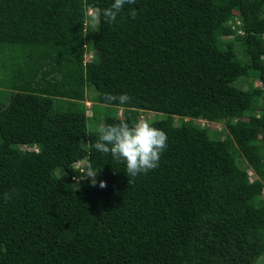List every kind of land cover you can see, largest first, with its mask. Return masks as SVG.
Listing matches in <instances>:
<instances>
[{"label":"trees","instance_id":"obj_1","mask_svg":"<svg viewBox=\"0 0 264 264\" xmlns=\"http://www.w3.org/2000/svg\"><path fill=\"white\" fill-rule=\"evenodd\" d=\"M113 2L0 0V47L20 60L6 81L10 102L0 104V264H256L264 0H136L109 24L99 12ZM252 73L262 86H234ZM89 86L115 112L105 125L166 116L151 122L168 137L159 167L131 178L92 147ZM106 93L131 101L119 106ZM203 118L224 124V138L195 123ZM81 161L97 172L95 186L79 181Z\"/></svg>","mask_w":264,"mask_h":264},{"label":"clouds","instance_id":"obj_2","mask_svg":"<svg viewBox=\"0 0 264 264\" xmlns=\"http://www.w3.org/2000/svg\"><path fill=\"white\" fill-rule=\"evenodd\" d=\"M135 3L136 0H114L109 7L100 10L99 16H102L105 22L114 24L117 22L119 14L124 10V6ZM130 15L133 19L135 18V9ZM99 16L93 17V22L98 20ZM89 54L90 52L88 53V50H86L85 62L88 61L86 55ZM261 59H264V57H261ZM259 86H262V84L260 83ZM104 98L109 102L118 101L119 106H126L131 101V97L127 93L120 95L106 93ZM167 140V134L162 129L154 127L146 119H140L132 124L121 121L116 124L99 125L97 139L92 143V147L100 153H110L114 160L124 163L126 165V175L135 178L159 167L161 155L168 147ZM29 149L30 147L22 146L23 151ZM34 150L39 151L37 147H34ZM250 171L252 170H248L249 179L254 182L258 177L256 178L257 175L252 171L254 178L251 180ZM81 174L83 177H91L92 184L95 186L97 172L94 169L89 168ZM129 183L131 184L132 180L129 179ZM99 187H107L106 182L100 181ZM15 192L16 190L13 189L12 193H4L3 199L5 201L10 200ZM262 197L264 200V189Z\"/></svg>","mask_w":264,"mask_h":264},{"label":"rangeland","instance_id":"obj_3","mask_svg":"<svg viewBox=\"0 0 264 264\" xmlns=\"http://www.w3.org/2000/svg\"><path fill=\"white\" fill-rule=\"evenodd\" d=\"M95 26H96V24H95ZM224 39L225 40L233 39V37L232 36L226 37ZM9 50H11V49L8 47H4V48L0 47V104H8L10 102V97H11L12 92L8 88L6 81L8 78V74L11 72V67L16 66L18 64V62L20 61V60H17L16 58H13V55L11 54V52ZM237 50H238L240 58H242L243 60L246 61L242 47L240 45L237 46ZM89 52H90L91 56L94 55L93 50L88 49V53ZM86 57H87V60L92 59V57H88L87 55H86ZM251 85H255V86L260 85V81L258 80L255 73H252L249 78H242V79L237 80L234 83L235 87L240 88V89H245V90L249 89L251 87ZM86 92H87V101L88 102H86L85 105L87 108V115L90 118L88 120V128L91 132L97 133V129H98L99 125L103 124L104 118L107 115L113 114L115 112L111 108H109V111H106L105 108L98 103V101H97L98 92L93 87H91V86L87 87ZM68 106H69V102H64L63 100H56L55 101L56 109H59L61 111L67 110ZM95 107L97 110L95 109ZM100 108H102V109H100ZM119 112H120V110H119ZM119 116H120V113H119ZM93 117H96V118L93 119ZM164 118H166V116L164 114H159V113H155V112H142L140 114V119H146L150 123L155 121V120L164 119ZM173 120L175 122V125L180 124V119L178 117H173ZM195 123L200 125L201 127H210L211 126V129L213 127L217 130H220L221 132L218 131V133L221 135H223V134L225 135V133L227 132L226 126L224 124L212 123V122L208 121L206 118L197 120V121H195ZM224 135L222 138H224ZM0 143H1V139H0ZM76 167L80 170V174H81V172L86 171L88 169V164L86 161H81L80 163L76 164ZM252 178H254L253 175H252ZM256 178H257V176H256ZM79 181L92 182V178L91 177H83L81 174ZM256 264H264V257L260 258L256 262Z\"/></svg>","mask_w":264,"mask_h":264},{"label":"built area","instance_id":"obj_4","mask_svg":"<svg viewBox=\"0 0 264 264\" xmlns=\"http://www.w3.org/2000/svg\"><path fill=\"white\" fill-rule=\"evenodd\" d=\"M87 15L90 17H94L96 15V11L95 9H92V8H87ZM87 47V46H86ZM88 50V49H87ZM89 57H92L91 54L88 55ZM120 117H122V110L120 111ZM250 174V177H251V180L252 179V175L254 174L252 171L249 172Z\"/></svg>","mask_w":264,"mask_h":264}]
</instances>
